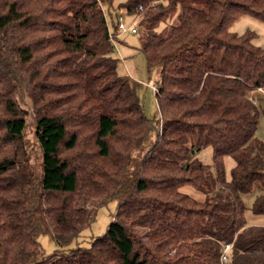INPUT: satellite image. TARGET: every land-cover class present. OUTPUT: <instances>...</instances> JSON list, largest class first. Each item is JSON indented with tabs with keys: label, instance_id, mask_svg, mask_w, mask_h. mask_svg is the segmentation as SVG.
Wrapping results in <instances>:
<instances>
[{
	"label": "trees",
	"instance_id": "1",
	"mask_svg": "<svg viewBox=\"0 0 264 264\" xmlns=\"http://www.w3.org/2000/svg\"><path fill=\"white\" fill-rule=\"evenodd\" d=\"M125 14L158 120L118 73ZM244 16L264 23V0H0V264H221L227 244L264 264L245 218L247 196L264 215V48L232 31ZM111 201L106 233L70 248Z\"/></svg>",
	"mask_w": 264,
	"mask_h": 264
},
{
	"label": "rangeland",
	"instance_id": "2",
	"mask_svg": "<svg viewBox=\"0 0 264 264\" xmlns=\"http://www.w3.org/2000/svg\"><path fill=\"white\" fill-rule=\"evenodd\" d=\"M119 1H116L112 12L116 13L119 9ZM126 21L125 31H120L117 39L115 40V52L114 57L119 59L118 73L120 76L129 77L134 81L137 94L144 105L145 112L150 119L158 120L160 118V110L156 98V86L157 81L160 78L159 70L149 72L148 64L145 55L140 50L141 37L143 35V29L137 20H134L131 16L124 15ZM124 21V20H123ZM174 23V20L171 21ZM133 29L137 32L134 33ZM164 33L166 32L165 25L160 28ZM232 31L239 34H245L248 32L254 33L253 43L257 46L264 48V23L250 16H244L240 18L233 26ZM264 109V98L261 101ZM25 109V108H24ZM26 114H29L28 109L24 110ZM257 136L264 141V115L261 119ZM198 158L207 165H212V147H207L202 150ZM235 165V161L231 157L225 158V168L227 177H230L232 168ZM185 191H188L194 197L203 199L204 195L195 191L191 187H186ZM254 197L247 196L245 202L247 205V211L245 218L248 225H264V215H255L252 211ZM117 210V202L111 201L105 206H102L97 213L96 220L92 223L91 227L83 231L82 236L79 237L70 248L77 246H89L91 240L97 237L103 236L108 226L110 225L113 216H115ZM46 254H51L57 248L56 243L50 235H41L39 238Z\"/></svg>",
	"mask_w": 264,
	"mask_h": 264
},
{
	"label": "built area",
	"instance_id": "3",
	"mask_svg": "<svg viewBox=\"0 0 264 264\" xmlns=\"http://www.w3.org/2000/svg\"><path fill=\"white\" fill-rule=\"evenodd\" d=\"M119 30H121V31H125L126 30L125 24L123 22H121L119 24ZM133 32L135 33L136 30L133 29ZM231 249H232V244H227L224 247L223 254H222V257H221V264H228V262H229V252L231 251Z\"/></svg>",
	"mask_w": 264,
	"mask_h": 264
}]
</instances>
